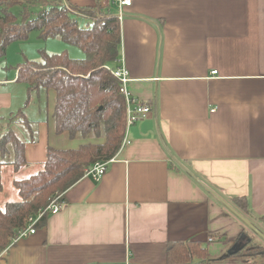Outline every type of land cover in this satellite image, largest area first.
<instances>
[{
	"label": "crops",
	"instance_id": "crops-1",
	"mask_svg": "<svg viewBox=\"0 0 264 264\" xmlns=\"http://www.w3.org/2000/svg\"><path fill=\"white\" fill-rule=\"evenodd\" d=\"M66 1L116 13L109 0ZM119 23L129 93L154 111L100 182L85 175L0 264H167L168 246L189 241L229 257L214 264H244L235 255L250 239L264 246V0H133ZM17 76L0 63V133L27 98ZM54 103L41 93L25 110L38 139L24 178L49 147L81 144L56 134ZM242 197L247 212L232 201Z\"/></svg>",
	"mask_w": 264,
	"mask_h": 264
},
{
	"label": "trees",
	"instance_id": "trees-1",
	"mask_svg": "<svg viewBox=\"0 0 264 264\" xmlns=\"http://www.w3.org/2000/svg\"><path fill=\"white\" fill-rule=\"evenodd\" d=\"M65 2L0 0V60L6 58L12 43L28 40L34 31L42 39L61 38L84 53L82 59H71L67 52H41L40 62L25 61L17 68L16 83L26 87L27 98L17 112L2 118L0 189L3 167L18 173L27 166L26 145L37 142L38 122L30 120L25 110L41 93H55L52 119L56 134L81 144L68 150L49 147L46 162L35 173L13 181L17 198L0 208V258L31 215L58 196L64 202L65 193L87 170L118 154L125 137L126 102L112 75L119 66L121 45L116 13L100 4L79 8L67 2L68 10ZM15 7L21 9L20 18L13 12ZM80 14L87 17L85 26L79 23ZM232 201L248 211L245 197ZM226 257L211 258L205 244L197 241L172 243L167 249V264H212ZM235 257L244 264H264V246L250 239Z\"/></svg>",
	"mask_w": 264,
	"mask_h": 264
},
{
	"label": "built area",
	"instance_id": "built-area-1",
	"mask_svg": "<svg viewBox=\"0 0 264 264\" xmlns=\"http://www.w3.org/2000/svg\"><path fill=\"white\" fill-rule=\"evenodd\" d=\"M109 3L111 6L115 7L116 16L119 22H121L124 19V10L126 8L132 7L133 0H109ZM65 6L68 10L70 9L67 2H65ZM80 17L85 16L81 15ZM216 74L217 71L212 72V75ZM112 75L119 81L120 91L121 94L124 96L126 102V133L122 142V146L120 148V150H123L131 144L127 132L129 128L135 123L146 119L150 114H152L154 111V107L153 105L147 102H143L138 98L131 96L128 90V84L131 82L130 74L129 71L126 69L123 61L119 62V66L112 71ZM115 162L116 157L108 161L97 162L93 165L91 169L86 171L85 175L94 182H100L106 175L109 165ZM61 197L62 196L56 197L45 208H42L36 214L31 215L27 220L26 227L20 230L17 236L12 240L11 246L17 244L19 241L31 235L36 234L43 220L47 219L51 215L60 212L63 206V202H61ZM209 242H212V239H209Z\"/></svg>",
	"mask_w": 264,
	"mask_h": 264
},
{
	"label": "rangeland",
	"instance_id": "rangeland-1",
	"mask_svg": "<svg viewBox=\"0 0 264 264\" xmlns=\"http://www.w3.org/2000/svg\"><path fill=\"white\" fill-rule=\"evenodd\" d=\"M20 11V7H15L13 10L14 14L19 18ZM79 23L81 26H85L87 24V20L79 18ZM41 52H45L50 55L67 52L71 59L84 58V53L79 48L66 44L61 40V38L42 39L39 37V33L34 31L30 33L28 40L24 42L12 43L8 47L6 58L0 60V63L4 62L10 72H15L16 69L25 61L40 62ZM20 136L21 138L25 137L24 134H20ZM22 171L23 170L20 171L21 173L19 172L17 176L18 178H24ZM1 177L6 188L3 194H0V205L3 200L11 201L16 196V190L11 185L9 186L7 182V178L13 177L10 166H7L4 170H2ZM240 262L246 263L243 260H240Z\"/></svg>",
	"mask_w": 264,
	"mask_h": 264
}]
</instances>
